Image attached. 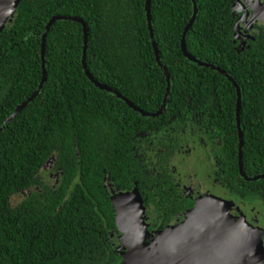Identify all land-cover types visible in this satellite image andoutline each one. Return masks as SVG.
I'll return each instance as SVG.
<instances>
[{
	"label": "trees",
	"instance_id": "16d2710c",
	"mask_svg": "<svg viewBox=\"0 0 264 264\" xmlns=\"http://www.w3.org/2000/svg\"><path fill=\"white\" fill-rule=\"evenodd\" d=\"M195 2L186 49L236 82L243 169L247 176L264 173V57L260 63L256 60L257 55L264 56V48L253 43L237 52L231 17L235 0ZM145 3L20 0L0 31V125L38 88L42 34L55 15L85 22V62L97 81L143 111L156 112L167 80L153 50ZM149 8L170 83L165 108L155 117L141 115L85 75L79 22L59 19L50 26L44 43L46 80L0 131V264H118L123 256L115 249L117 236L111 237L117 234V212L103 176L108 174L116 189L134 190L138 183L135 189L142 203L152 205L148 210L154 212L153 224L156 219L168 222L171 206H164L166 190L156 187L154 192L162 196L156 201L149 190V174L140 168L132 149L140 133L159 131L188 110H194V117L204 124L208 140L213 131L222 136V180L235 201L254 196L262 201L258 194L264 192V178L248 182L238 172L235 87L219 71L189 60L182 52L181 36L193 12L192 1L150 0ZM52 157L54 167L61 170L53 187L40 174ZM22 191L26 193L22 199L11 204V196Z\"/></svg>",
	"mask_w": 264,
	"mask_h": 264
},
{
	"label": "water",
	"instance_id": "95a60500",
	"mask_svg": "<svg viewBox=\"0 0 264 264\" xmlns=\"http://www.w3.org/2000/svg\"><path fill=\"white\" fill-rule=\"evenodd\" d=\"M20 0H0V31L5 24L10 22L14 16L16 7ZM193 5L192 15L184 27L181 36V49L183 54L191 61L199 65L210 67L219 71L229 79L236 87V124L239 137L238 166L241 175H244L242 169V132L240 128V91L236 82L224 70L213 64L203 62L192 56L186 49L185 35L191 27L197 12L195 0H191ZM150 0H146L145 11L147 24L150 32L151 42L157 63L163 70L167 89L162 105L156 112L148 113L134 105L125 96L116 90L97 81L89 72L86 66V47H87V27L85 22L78 17L69 15H55L45 24L42 34L41 61L42 78L38 88L24 101L15 107L11 114L6 117L0 125V131L4 125L15 117L40 91L46 80V68L44 64L45 39L50 26L59 19L73 20L79 22L83 29V54L82 65L85 75L90 81L101 89L114 93L118 98L128 104L130 108L138 111L143 116H158L165 108L169 94V73L162 65L157 45L154 40L153 30L150 21ZM262 177V176H259ZM246 179H254L246 177ZM114 200V206L117 212L118 230L127 234L124 238L126 250L122 252V261L120 264H264V244L263 229L251 224L245 218L235 217L231 211L233 206L228 201L221 200L215 196L202 197L197 201L196 207L186 215L184 224L180 223L177 227H169L161 230L156 236L146 235L147 223L143 220V203L137 189L130 193H122ZM134 214V222L128 224L131 214ZM127 217V218H126ZM196 218V219H195ZM191 222H197V226L190 225Z\"/></svg>",
	"mask_w": 264,
	"mask_h": 264
},
{
	"label": "flooded vegetation",
	"instance_id": "af4514ba",
	"mask_svg": "<svg viewBox=\"0 0 264 264\" xmlns=\"http://www.w3.org/2000/svg\"><path fill=\"white\" fill-rule=\"evenodd\" d=\"M231 17L233 18L232 41L235 44V48L237 52L250 49L253 46V43L259 45L258 49L264 48V0H235L233 5L231 6ZM263 57L264 56L257 55L256 56L257 63H260V60ZM235 91H236V87H235ZM173 124L178 125V128L176 129L177 131H175L178 135L183 133L187 127H190V132H188L189 133L188 135L189 138L191 137L190 141L192 144V150H190L189 149L190 147L187 146V148L184 149L183 151L184 153L187 154L188 158H190L193 155L195 156L192 159V162L196 165V167H194L192 171L188 185L186 181H184L180 177V171H177L176 166L172 163L171 154L176 147L175 146L176 144H174L173 141L170 140L169 142H165V143H163L162 141L157 142V144H155L154 146H152L151 142H147V143L143 142L145 136L149 134L159 133L163 130H167L168 128L172 129ZM237 135H238V131H237ZM184 136H182L181 138H183ZM221 137L222 136L220 134L218 135L215 131H213V135H211L212 139L208 140L206 137V127L204 126V124H202L201 120H198L194 117V110L185 111L183 113V116L178 119L177 118L174 119L172 117L168 121V124H165L164 128H162L159 131L149 130L142 132L137 136V140L135 141L134 143L135 145L132 149L133 157L136 158L140 168L146 174H149L150 182L147 181L148 185H150L149 190L153 192V197L156 199V201H159L162 196L157 191L156 192L154 191L156 187L160 185L159 187L163 192L164 190H166L165 195L168 198V199L166 198V201L164 202V206L166 207L171 206L169 210V221L164 224H161L162 222L156 219L158 223L153 224L155 220L153 219L154 212L151 213L148 210V208L151 207L152 205H145L143 203V205L145 206L144 216L147 222V230H146L147 239H149V237L151 238L153 236H156L161 230H164L169 227H177L180 223L189 221V219H187L186 221L184 220L186 214L191 209L196 207L197 201L199 199L207 196H211V197L215 196L217 198L225 199L226 201H231L232 203L233 202L236 203L235 205L237 207L233 205L232 210L234 211H231V213L233 216L238 218L242 217L240 215L241 212L245 213L244 211H247V207H249L250 209L256 207L258 211H260L261 216L257 215V217H255L252 214L248 215L245 213L246 219L253 225L259 226L261 228L263 227L260 222L264 220V192H260L258 194L260 195L258 196L260 197L258 200H262V201H257L256 197L254 196L252 198H247L246 200L240 199L239 202H236L235 201L236 197L234 198L233 191L222 180L223 168L220 163L222 159L221 158L222 152H221V147H219L221 145ZM238 147H239V142H238ZM147 148H149L152 151V154L154 155L152 162H151L152 157H148L143 153ZM201 157L206 158L208 161L205 162H201V160L199 161V158L201 159ZM186 163L185 164L187 167L188 162ZM204 164L215 165L217 169L214 178H207L206 183H205L206 180L205 177L198 179V175H202L203 173ZM237 165H238V159H237ZM242 169H243V165H242ZM53 171H55L56 179L55 182L51 184L52 187L55 186V184L59 181L61 175L60 168L53 167ZM238 172H239V166H238ZM239 175L248 182L257 181L264 178V173H259L253 176H247L245 172L244 175H241L239 172ZM246 177H250L254 179H246ZM194 180H197V183H192V181ZM137 185L134 186L133 188L134 189L135 187L137 188ZM103 186H105V189L112 201L122 193H130L133 191V190H124V189L122 190V189L114 188L111 182L109 181L108 174L103 176ZM28 192H30V190ZM145 201L147 202L146 198ZM161 216H166V213L162 212ZM134 220H135L134 216L131 214V216L128 219V224L131 225L134 222ZM160 224L163 226L161 227ZM171 225H175V226H171ZM116 230H117L116 231L117 234L113 233V235H111L112 238L117 236L118 239L117 245L114 243L115 249H117V246L118 248H121L120 247L121 244L124 245V238H125V232L118 230L117 227ZM263 241H264V229H263Z\"/></svg>",
	"mask_w": 264,
	"mask_h": 264
},
{
	"label": "rangeland",
	"instance_id": "374dc122",
	"mask_svg": "<svg viewBox=\"0 0 264 264\" xmlns=\"http://www.w3.org/2000/svg\"><path fill=\"white\" fill-rule=\"evenodd\" d=\"M178 128V125H172V129L168 128L167 130H163L159 133L156 134H149L147 136L144 137L143 142L147 143V142H151L152 146H154L155 144H157V142H169L170 140L174 142V144H176L174 151H172L171 157H172V163L176 166L177 171H180V177L186 181L187 185L188 182L190 180L192 171L194 169V167H196V165L192 162V159L195 157L194 155L191 156L190 158H188L187 154L184 153V149L187 148V146H189L190 150H192V144H191V137L189 138V133L190 132V127H187L186 130L181 133L180 135H178L175 131H177L176 129ZM186 135V136H184ZM182 136H184L183 138H181ZM152 148V147H151ZM142 152V151H140ZM146 156L148 157H152L151 162L153 161V154L152 151L147 148L145 150V152H143ZM201 160V162H205L208 161L206 158L201 157V159L199 158V161ZM53 157L48 159L46 161V163L42 166L41 168V175L42 178L45 182H47L48 184H52L53 182H55V171H53V167H54V163H53ZM186 162H188V165L186 167ZM186 163V164H185ZM185 164V165H184ZM204 170L202 175H198V179L205 177V183L207 181V178H214L215 172H216V167L215 165H209V164H204L203 165ZM208 175V176H207ZM179 176V175H178ZM58 179V178H57ZM192 183H197V180L192 181ZM26 193L24 191L18 193V194H14L11 196V204H16L18 203L22 197L25 195ZM246 209V207H245ZM234 211V210H232ZM246 214H252L253 216L257 217V215L261 216L260 211H258V209L256 207L253 208H249L247 207V211H244ZM241 212L240 215L246 219V214ZM239 215V213H238ZM186 218V216H185ZM143 220L144 222H146V218L143 214ZM247 220V219H246ZM182 222V221H181ZM147 223V222H146ZM180 223V222H179ZM178 223V224H179ZM261 225L263 226L262 228L264 229V220L260 222ZM177 225V224H176ZM171 226H175V225H171ZM146 230H147V225H146ZM147 232V231H146ZM145 237L147 238V235H145ZM155 238V236H153ZM117 245V243H116ZM121 248H118L117 246V252L118 253H122V248L124 247L123 244L120 245ZM122 261V260H121ZM120 264V262L118 263Z\"/></svg>",
	"mask_w": 264,
	"mask_h": 264
},
{
	"label": "bare ground",
	"instance_id": "6f19581e",
	"mask_svg": "<svg viewBox=\"0 0 264 264\" xmlns=\"http://www.w3.org/2000/svg\"><path fill=\"white\" fill-rule=\"evenodd\" d=\"M132 215L134 216L133 213H132ZM195 219H196V218H195ZM187 222H189V221H187ZM184 223H185V222H184ZM184 223H183V224H184ZM197 224H198L197 222H196V223H195V222H191V223H190V225H191L192 227H193V225H194V227H196ZM126 235H127V234H125V236H126Z\"/></svg>",
	"mask_w": 264,
	"mask_h": 264
}]
</instances>
